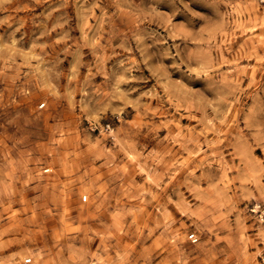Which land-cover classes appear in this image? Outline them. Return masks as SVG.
<instances>
[{"label": "rangeland", "instance_id": "1", "mask_svg": "<svg viewBox=\"0 0 264 264\" xmlns=\"http://www.w3.org/2000/svg\"><path fill=\"white\" fill-rule=\"evenodd\" d=\"M0 264H264V0H0Z\"/></svg>", "mask_w": 264, "mask_h": 264}, {"label": "built area", "instance_id": "2", "mask_svg": "<svg viewBox=\"0 0 264 264\" xmlns=\"http://www.w3.org/2000/svg\"><path fill=\"white\" fill-rule=\"evenodd\" d=\"M188 238H189L190 241H192V242L196 241V239H197V238L195 237L194 233H190L189 236H188ZM26 261H28V259H27Z\"/></svg>", "mask_w": 264, "mask_h": 264}]
</instances>
